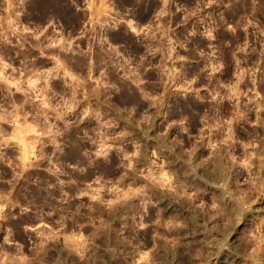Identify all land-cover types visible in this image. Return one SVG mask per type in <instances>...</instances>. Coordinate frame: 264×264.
Segmentation results:
<instances>
[{"label":"rangeland","instance_id":"1","mask_svg":"<svg viewBox=\"0 0 264 264\" xmlns=\"http://www.w3.org/2000/svg\"><path fill=\"white\" fill-rule=\"evenodd\" d=\"M0 264H264V0H0Z\"/></svg>","mask_w":264,"mask_h":264}]
</instances>
